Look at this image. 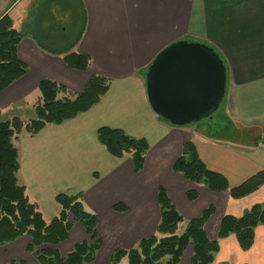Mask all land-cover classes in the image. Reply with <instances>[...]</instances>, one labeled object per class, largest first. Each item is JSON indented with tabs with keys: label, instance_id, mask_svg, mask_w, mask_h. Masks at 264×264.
<instances>
[{
	"label": "crops",
	"instance_id": "1",
	"mask_svg": "<svg viewBox=\"0 0 264 264\" xmlns=\"http://www.w3.org/2000/svg\"><path fill=\"white\" fill-rule=\"evenodd\" d=\"M5 15L23 32L17 52L28 72L0 92L4 119L33 114L43 80L76 94L84 92L93 76L111 80L108 92L89 111L61 125H47L34 136L24 131L15 142L20 182L46 221L60 214L59 194L82 192L87 210L98 216L102 247L90 264H110L115 250H130L155 234L160 188L185 221L215 208L205 225L210 240H218L224 216L241 217L254 204H264V186L233 200L229 191L212 192L173 171L187 142L196 145L200 159L231 187L264 170V144L254 142L264 132V0H0V19ZM184 39L206 43L224 60L223 116L231 135H248L247 142L217 138L206 125L174 127L153 111L145 74L163 49ZM68 52L90 56V68L70 69L63 59ZM104 127L148 141L139 173L131 156L115 158L99 142L98 131ZM189 192H196L197 199L191 201ZM118 203L127 211L116 212ZM90 241L75 223L69 239L56 248L65 257L77 244ZM30 242L23 236L0 248V264H39L27 252ZM219 242L213 264H264V226L256 229L249 251L239 247L234 235ZM193 254L191 243L180 264H191Z\"/></svg>",
	"mask_w": 264,
	"mask_h": 264
},
{
	"label": "trees",
	"instance_id": "2",
	"mask_svg": "<svg viewBox=\"0 0 264 264\" xmlns=\"http://www.w3.org/2000/svg\"><path fill=\"white\" fill-rule=\"evenodd\" d=\"M23 36V32L16 28L9 15L0 19V92L28 72L17 52ZM63 59L70 69L87 71L91 66V57L85 54L68 52ZM110 86V79L93 76L84 92L76 94L63 85L46 79L38 87L39 97L34 105V119L23 120L19 116L4 119L0 110V248L28 236L31 242L27 252L32 254L39 264L94 262L102 247V241L97 238L99 219L95 213L87 210L84 194H59L56 200L61 207L60 214L51 221H46L39 206L31 200L27 188L20 182V156L15 142L24 131L34 136L47 125H61L89 111L101 101ZM98 140L115 158L131 156L135 173L143 169L149 150L147 140L131 137L120 129L106 127L99 129ZM262 141L264 132L254 140L256 146ZM173 171L187 181L206 186L212 192L229 191L233 200L249 197L264 186L262 170L242 184L231 187L224 175L210 170L205 165L193 142L184 144L181 156L174 163ZM188 198L191 201L196 200L197 193L189 192ZM158 204L160 221L156 233L140 240L130 250H115L110 264H122L125 259L127 264H180L184 251L191 243L194 245L191 264H213L220 250L219 240L235 235L239 247L243 251H249L255 243L256 229L264 226V204L256 203L241 217L224 216L218 233L219 240H210L205 225L215 214L214 207L205 210L199 218L185 221L164 188L159 189ZM114 210L126 212L127 207L118 203ZM75 223L85 229L91 241L77 244L71 253L62 257L56 247L69 239ZM183 223H186L185 229L178 233ZM9 264L25 262L11 261Z\"/></svg>",
	"mask_w": 264,
	"mask_h": 264
},
{
	"label": "water",
	"instance_id": "3",
	"mask_svg": "<svg viewBox=\"0 0 264 264\" xmlns=\"http://www.w3.org/2000/svg\"><path fill=\"white\" fill-rule=\"evenodd\" d=\"M153 111L163 122L186 127L211 119L221 107L227 88V67L212 47L190 39L163 49L146 74Z\"/></svg>",
	"mask_w": 264,
	"mask_h": 264
},
{
	"label": "rangeland",
	"instance_id": "4",
	"mask_svg": "<svg viewBox=\"0 0 264 264\" xmlns=\"http://www.w3.org/2000/svg\"><path fill=\"white\" fill-rule=\"evenodd\" d=\"M223 108H224V105L222 103V105L219 108V110L212 116L211 119H209V118L208 119H204L201 122H199L198 125H200V126L201 125L208 126L211 129V134L214 135V136L216 135L217 138H221V139H226L227 138L230 141H233V142L238 143V144H243V143L247 142L249 140V136L248 135H245V137H241V136H237V135H234V136L231 135L230 127L227 125L226 118L223 116ZM34 118H35V114H34V110H33V114H31L30 112H27L26 118H24V120L34 119ZM193 125H197V123L193 124ZM251 129H253V128H251ZM253 130H255V129H253ZM257 133H258V131L255 130L253 132L254 136L257 135ZM256 137H258V136H256ZM262 144H264V141H262L260 145H262ZM184 228H185V225L180 226L178 233H182ZM219 241H221V240H219ZM25 253L27 254L26 251H25ZM123 264H127V261L125 260L123 262Z\"/></svg>",
	"mask_w": 264,
	"mask_h": 264
}]
</instances>
